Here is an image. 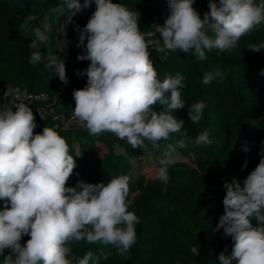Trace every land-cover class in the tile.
I'll return each mask as SVG.
<instances>
[{"label": "clouds", "instance_id": "clouds-1", "mask_svg": "<svg viewBox=\"0 0 264 264\" xmlns=\"http://www.w3.org/2000/svg\"><path fill=\"white\" fill-rule=\"evenodd\" d=\"M92 3L58 0L54 11L70 23ZM94 3L87 24L77 29V47L85 50L77 59L90 63L76 73L86 76L87 83L73 91V118L83 122L90 135L112 133L133 148L144 149L148 141L159 149V142L167 141L171 133L182 134L180 146L210 145L207 130L194 140L182 132L184 121L173 112L185 107L181 98L185 77L177 73L159 78L140 28V13L112 0ZM194 3L168 0L170 14L156 25L162 40L156 51L179 50L203 61L213 50L235 48L243 36L264 24V0H208L203 18ZM49 31L47 23L32 30L28 47L35 50L29 63L43 64L67 85L64 60L45 57L39 50L40 43L49 40ZM251 49L260 51L264 43ZM219 75L218 70L205 73L202 82L209 84ZM4 97H11L9 87ZM205 108L203 101L188 107L190 121L198 124ZM36 127L27 104L0 103V264H98L91 251L83 258L73 256L72 245L79 242L111 245L118 256L127 257L137 242L140 223L129 210L130 177L119 175L107 183L80 180L75 187L67 186L77 167L69 144L55 128L46 126L35 133ZM166 149L156 171V179L164 185L170 182L168 169L176 150L172 144ZM260 155L242 184L233 177L223 185L224 213L215 231L223 229L233 247L230 256L219 255L220 264H264V151ZM24 236L30 238L22 244Z\"/></svg>", "mask_w": 264, "mask_h": 264}, {"label": "trees", "instance_id": "trees-1", "mask_svg": "<svg viewBox=\"0 0 264 264\" xmlns=\"http://www.w3.org/2000/svg\"><path fill=\"white\" fill-rule=\"evenodd\" d=\"M140 13V28H153L154 15H169L168 0H112ZM58 0H0V103H7L4 93L8 87L20 85L28 90L45 91L55 96V105L73 111V91L86 86L87 77L78 76V70L88 67L90 61H80L78 55L85 50L77 47L78 28H83L92 13L94 3L67 23L63 49H58L54 29L67 17L54 11ZM83 3V0H81ZM193 7L201 18L209 11L208 0H195ZM45 11L54 13L55 21L48 33L49 40L40 43L39 50L47 56L64 60L68 83L65 85L43 64L29 63L33 40L32 30L42 28ZM211 35V33H208ZM264 43V24L243 36L231 50H213L206 60H199L182 51L158 52V45H149L152 60L159 78L177 73L185 77L181 98L183 109L173 115L184 121L182 132L195 137L205 130L210 145L196 146L185 143L181 133H171L167 141L161 140L159 149L145 141V147L133 148L126 140L112 133L90 135L86 128H62L48 114L39 115L36 103L32 109L37 127L55 128L70 146L77 167L67 186L75 187L82 180L87 183H107L119 175L130 177V211L140 218L136 225L137 242L127 257L118 256L111 245L86 242L72 245L76 259L91 251L98 264H220L219 255H231L233 242L225 237L223 229L215 231L224 213L223 185L235 177L243 180L255 169L264 151V49L254 51L253 46ZM86 44V41H85ZM219 71L220 75L209 84L202 82L205 73ZM206 103L203 117L192 123L188 107L196 102ZM160 109V105H156ZM100 144V149L97 148ZM172 144L174 163L169 167L170 182L162 184L144 173H133L135 162L144 154L154 153L155 164L164 157L166 145ZM247 147L248 151H244ZM161 157H157L158 154ZM152 157V156H151ZM245 161L247 166L244 167ZM243 168V170H241ZM79 190V189H78ZM3 201H0L2 209ZM190 220V222H189ZM30 237L24 236L21 243ZM7 254V253H5ZM3 257H0L2 261ZM233 264H236L233 261Z\"/></svg>", "mask_w": 264, "mask_h": 264}, {"label": "built area", "instance_id": "built-area-1", "mask_svg": "<svg viewBox=\"0 0 264 264\" xmlns=\"http://www.w3.org/2000/svg\"><path fill=\"white\" fill-rule=\"evenodd\" d=\"M167 17L168 15H154L153 28L142 31L149 45H158L160 43L161 38L156 32V25H162ZM10 89L11 97L6 98L7 103L11 100L16 103H25L28 106L36 103V111L39 115H50L62 128H85L83 122L73 118V111L65 110L55 105V96L49 95L45 91L34 92L20 85L12 86Z\"/></svg>", "mask_w": 264, "mask_h": 264}, {"label": "rangeland", "instance_id": "rangeland-1", "mask_svg": "<svg viewBox=\"0 0 264 264\" xmlns=\"http://www.w3.org/2000/svg\"><path fill=\"white\" fill-rule=\"evenodd\" d=\"M44 23H47L49 26H53V23L55 21V15L52 12L49 11H45L42 19H41ZM67 19H64L61 23L60 26L56 27L54 29V33L56 35V40L58 41L59 45H58V49L62 50L63 46H62V42L65 38L66 35V23ZM97 148L100 149V144L97 143ZM152 156V157H151ZM150 156V154H144L140 157V159L135 162V167L133 170V173H144L145 177L148 178H153L156 176V171L158 169V167L155 164V161L153 159V157H155L154 153H152V155ZM157 157H161V154L159 153L157 155ZM190 222V220H189Z\"/></svg>", "mask_w": 264, "mask_h": 264}]
</instances>
